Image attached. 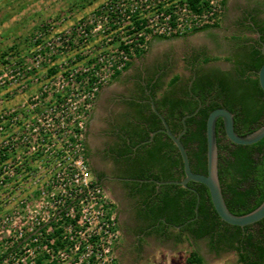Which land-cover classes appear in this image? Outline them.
I'll use <instances>...</instances> for the list:
<instances>
[{"label": "rangeland", "instance_id": "1", "mask_svg": "<svg viewBox=\"0 0 264 264\" xmlns=\"http://www.w3.org/2000/svg\"><path fill=\"white\" fill-rule=\"evenodd\" d=\"M117 2L120 4L125 0H0V155L6 152L3 146L8 142L11 146L9 158L0 162V253L22 243L25 234L33 232L37 223L51 216L57 205L52 194L68 196L69 189L64 188V181L60 180L65 153H62L60 165V157H55L54 153L59 149V143L65 147L64 141L70 134L67 128L70 111L78 110L79 120L87 123L90 113L81 115L80 109L86 104L83 96L90 84L87 81L90 70L99 66L103 69L109 58L115 59L111 55L118 41L106 42L111 35L104 38L102 30L109 24H104L98 16L103 5L115 7ZM91 20L95 31L88 25ZM86 26L92 31L81 33ZM150 40L147 52L138 53L131 59L133 74L138 71L140 76L147 75L148 71L158 74L167 67V57L176 54L170 42L162 41L164 45H156L150 44ZM165 72L166 78L176 72L188 75L181 63L177 65L175 58ZM112 80L110 78L103 87ZM33 130L39 135H31ZM29 134L31 142L27 144L24 138ZM39 141L42 152L35 156L32 146ZM77 209L79 206L73 209L74 213ZM83 221L82 218L79 222L80 229L87 230L82 226ZM73 235V242L83 243L85 232ZM149 239L151 241L153 237ZM117 241L118 233L111 238L112 261H106L107 256L103 261H96L94 257L95 261L86 262V256L70 253L53 263L151 264L156 261L151 242L147 245L143 242L137 251L130 248L126 257L119 261L115 249ZM154 241L155 244L162 243ZM66 242V246H71L70 241ZM83 247L82 252L90 249L86 242ZM199 248L203 264H237L236 254L230 250L213 253L202 240ZM191 250V246H185L184 251H176L170 261L182 264ZM158 254V260L165 264L166 250ZM25 257L24 249L16 248L0 264H25ZM74 257L78 259L73 261Z\"/></svg>", "mask_w": 264, "mask_h": 264}, {"label": "trees", "instance_id": "2", "mask_svg": "<svg viewBox=\"0 0 264 264\" xmlns=\"http://www.w3.org/2000/svg\"><path fill=\"white\" fill-rule=\"evenodd\" d=\"M207 28L210 27L193 32ZM258 32L264 44V24L258 27ZM249 51L251 60L242 64L235 78L228 81L225 79L218 81L214 77L200 80L196 78L185 93L189 99L172 100L163 96L162 99L154 101L158 112L163 115L173 134L183 129L182 118L191 115L184 119L185 130L180 141L188 154L190 168L195 173H206V119L213 109L223 107L230 111L233 114L234 130L240 136L247 135L264 125V94L257 80V71L264 62V55L259 46H253ZM130 64L128 63L126 68ZM118 74L116 72L112 79ZM174 81L175 79L171 80L169 84L172 85ZM152 88L151 95L155 99L156 83ZM199 102L201 106L192 114ZM152 119L150 131L161 129L160 119L155 114H152ZM8 130L9 140L10 127ZM148 133L149 131L139 132L132 136L125 148L126 153L131 152V146L146 140ZM215 133L217 174L225 204L232 214L244 215L257 208L264 200V138L250 145L233 144L226 138L222 120L219 118L215 123ZM162 138L165 140L162 141ZM147 145H151L152 151L155 149L161 151L163 148L173 146L171 140L162 132H157L151 142L142 144L139 148H145ZM3 147L6 152L0 155V162L10 156V143ZM173 148L176 150L174 146ZM176 155L173 168L164 167L157 171L148 169L137 175L141 179H153L152 183L141 184L148 189L142 202L150 208L152 232L165 234L166 224L172 227L180 226V231L186 232L192 239H206L212 251L218 252L221 246L234 251L237 264H262L264 218L243 228L228 225L215 213L208 190L202 184L188 182L187 187L174 184L157 186V181H177L183 177L182 162L177 151ZM160 157L155 160H160ZM15 251L16 247H12L0 253V262ZM184 264H203V259L196 250H191Z\"/></svg>", "mask_w": 264, "mask_h": 264}, {"label": "built area", "instance_id": "3", "mask_svg": "<svg viewBox=\"0 0 264 264\" xmlns=\"http://www.w3.org/2000/svg\"><path fill=\"white\" fill-rule=\"evenodd\" d=\"M225 1L125 0L124 3L117 2L115 7L111 4L103 5V11H99L98 17H102L104 24H109L104 25L102 30L105 33L104 38L108 34L111 35L106 42L118 41L111 55L115 59L109 58L103 69L99 66L90 70L87 78L90 84L83 96L86 104L80 109L81 115L87 116L90 113L98 93L116 72H122L135 55L146 51L150 38L178 37L204 27L215 26L221 21ZM88 25L95 31L93 20L89 21ZM91 31L87 26L81 29V33ZM69 116L71 118L67 128L70 134L67 141H64L65 147L59 143V149L54 153L55 157H60L58 165L62 153H65V161L62 163L63 177L60 180L64 181L63 187H68L69 193L65 197L61 193L52 194V199L57 205L51 216L37 223L33 232L25 234L22 243L14 245L17 249H24L25 264H54L53 261L66 258L70 253H73V256L79 253L86 256V262L95 261L94 257L96 261H103L107 256L106 261H112L111 238L116 237L118 233L114 205L108 193L96 183L89 171L84 149L86 121L83 123L79 120L78 110L70 111ZM58 124L62 126V123ZM31 135L39 133L33 130ZM29 136L30 134L24 138L27 144L31 142ZM79 136H82V139H78ZM78 141L81 142L77 143ZM40 145L39 141L32 146L35 156L42 152ZM12 165L15 166L14 163ZM77 206L79 209L74 213L73 209ZM82 218V226L87 230L80 229L79 222ZM82 231L85 232L83 243L73 242V234ZM66 241H70L71 246H66ZM84 242L90 249L82 252ZM76 259L78 257H74L73 261Z\"/></svg>", "mask_w": 264, "mask_h": 264}, {"label": "flooded vegetation", "instance_id": "4", "mask_svg": "<svg viewBox=\"0 0 264 264\" xmlns=\"http://www.w3.org/2000/svg\"><path fill=\"white\" fill-rule=\"evenodd\" d=\"M224 49L232 53L239 52L240 55L238 60H243L245 62L251 60L250 51L246 43L238 47L233 43L225 44ZM190 52V55H182L180 59L184 62L185 60L183 59H185V57L188 56L190 58V56H194L195 61H193L195 65L192 66L193 69L191 71L189 69L187 70L191 77V80L187 84L189 88L196 78L200 80V78L214 77L218 81L221 79L228 81L236 77L235 66L233 64L221 65L214 63L212 65L206 64L199 67L197 61H200L199 57L201 56L198 55L197 52ZM168 61L172 63L170 60ZM167 66H169V64H167ZM150 74L151 73L148 71L147 75ZM154 76L155 77L151 80L152 85L156 83L158 78L156 77L157 75ZM164 78L165 77H161L160 80L163 81ZM134 88L136 89V95L145 96L144 100L149 101L152 98L145 80L135 81ZM101 91L102 89L96 97L85 126V159L92 177L95 179L96 183L108 193L114 204L118 230V241L115 245V249L117 250V257L120 261L122 258L126 257L125 255L129 252L130 248H134L135 251L140 250V239H148L151 236L155 238L157 236L156 232H152L150 208L142 202L148 189L146 186L142 187L141 184L146 182L152 183L153 179H141L137 177V175H141L143 170H154V166L156 165L152 161L154 154L149 146L145 147V149H140V145L131 146V152L126 153L125 148L129 144L128 140L136 135L138 130L135 127L124 128V117L117 114L113 115L110 110H107L105 117L97 113L96 102L101 99ZM186 91V82L180 77L173 84L172 88L162 96L169 97L172 100H187L189 98L185 96ZM199 104L201 106L200 102L198 105ZM182 130L174 135L180 134ZM173 146L175 147L174 144ZM173 146L169 147V161L177 156V149L175 150ZM170 166L173 168V164L170 163L168 168H170ZM155 170L157 171L158 169ZM166 227L164 235L168 233L173 235L171 232L172 226L166 224ZM199 240L200 239H196V243ZM223 250L229 249L225 246H221L218 252L211 251L217 254ZM230 251L234 252L232 250ZM262 264H264V260Z\"/></svg>", "mask_w": 264, "mask_h": 264}, {"label": "crops", "instance_id": "5", "mask_svg": "<svg viewBox=\"0 0 264 264\" xmlns=\"http://www.w3.org/2000/svg\"><path fill=\"white\" fill-rule=\"evenodd\" d=\"M262 24H264V0H226L221 21L217 24V26L199 30L187 35L167 39L153 37L150 40V44L152 42L156 43V45H164L165 43H162V41H167L170 42L169 44L174 47L176 54L174 53L173 56L170 55L167 57V62L169 64L167 67H170V65L173 64V59L175 58L177 59V65L181 63L182 66L185 67L186 71L188 69L191 71L193 69L192 66L195 65L194 56H190V58L188 56L185 57V59H183L185 60L184 62L180 59L182 58V55H190V51H192L193 53L197 52L198 55L201 56L199 57L200 61H197L199 67L206 64L212 65L214 63L221 65L233 64L235 66V72L237 73L245 61L238 60L240 55L239 52L232 53L226 51V49H224L225 44L233 43L238 47L240 45L242 46L243 43H246L248 45V49L253 46H259L260 49L264 48V44L261 41V35L258 32V27ZM146 52L147 51L144 53ZM168 60H170L172 63H169ZM166 68L160 71L158 74L151 73L150 75L144 74L140 76L138 75L140 74V71H138L137 74L132 73V64H130L108 85L102 88L100 93L101 99L100 101L96 102V111L98 114L103 115V117H105L107 114V110H110L113 115L117 114L124 117V128L135 127L138 130V133H145L146 131H149L148 138L144 141H141L136 146L151 142L154 135L160 131L159 129L157 131H150V128L153 125L152 114H154L150 106V100L146 101L144 100L145 96H140L139 94L136 95L134 82L145 80L146 85H148V90L151 92L153 89L151 80L153 77H155L154 75H157L156 77L158 78L156 80V88H154L155 99L152 98L153 102L162 99V95L168 92L180 77L186 82L187 90L189 89V85L187 86L191 80L189 73L188 75L184 76L181 73L176 72L175 74L166 78ZM161 77L166 78H164V82L160 80ZM124 78L126 80L125 82H122V79ZM173 79H175V81L172 85H170L169 82ZM151 133H154V135L150 139ZM161 140L164 141L165 138H162ZM148 146L150 147L151 145H147L146 147ZM153 154L152 161L156 165L154 166V169H160L162 167L167 168L170 163L173 164L175 159L173 158L171 161H169V147L163 148L161 151L155 149ZM158 157H160V160H155V158ZM180 229L181 227H172L171 232L173 235H170L169 233L167 235L157 233V236L151 241L150 239L148 240L145 238L140 239L141 245L143 242L145 245L149 244V242H151L153 245L152 248L156 252L154 254L156 256V261H151V264L164 263L158 260V252L164 250H166L167 253V260L165 261V264H175L176 261H170L171 258L175 255L176 251H180L182 249L184 251L185 246H191L193 250H196L202 257L199 250L200 242L201 240L206 243L208 241L206 239H200L196 243V241L192 239L190 235H188L186 232H181ZM154 240H156L157 243H168H163L164 245L162 243L155 244ZM202 259L204 261L203 257ZM184 263L185 260L182 264Z\"/></svg>", "mask_w": 264, "mask_h": 264}, {"label": "water", "instance_id": "6", "mask_svg": "<svg viewBox=\"0 0 264 264\" xmlns=\"http://www.w3.org/2000/svg\"><path fill=\"white\" fill-rule=\"evenodd\" d=\"M261 51L264 55V48H262ZM257 80L259 87L264 94V62L257 71ZM150 106L153 113L161 121L162 128L159 129V131L164 133L175 145L180 155V159L182 162V170H183V177L180 180L159 181V182L157 181L156 182L157 185L174 184L182 187H187L188 182H195L202 184L208 190L211 205L215 213L217 214V216L221 221H223L228 225L238 226L243 228L245 226L255 224L264 218V200L257 208L244 215H234L228 210L221 192V187L217 174V144H216L215 123L218 118L221 119L226 138L231 143L238 145H250L264 138V125H262L258 129L247 135L240 136L234 130L233 114L227 109L222 107L213 109L208 114L206 119V129H205L206 173L201 174V173H195L191 170L188 154L180 141V136L185 129L184 119L191 115H186L185 117L182 118L183 130L180 134L174 135L169 129L168 124L166 123L164 117L155 108L152 98L150 99ZM199 107L200 104L192 114H195ZM153 135L154 133L150 134V139L153 137ZM263 170H264V155H263ZM198 201L199 198L197 197V203ZM195 213H197V205L195 207ZM176 228H180V226H176Z\"/></svg>", "mask_w": 264, "mask_h": 264}]
</instances>
